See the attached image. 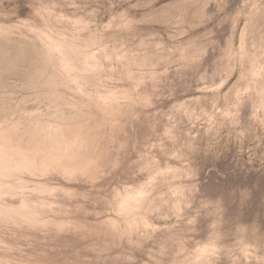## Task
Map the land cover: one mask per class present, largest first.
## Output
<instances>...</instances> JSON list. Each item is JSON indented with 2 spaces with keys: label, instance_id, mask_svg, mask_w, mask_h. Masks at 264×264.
Instances as JSON below:
<instances>
[{
  "label": "rangeland",
  "instance_id": "374dc122",
  "mask_svg": "<svg viewBox=\"0 0 264 264\" xmlns=\"http://www.w3.org/2000/svg\"><path fill=\"white\" fill-rule=\"evenodd\" d=\"M0 127L83 159L0 173V264H264V0H0Z\"/></svg>",
  "mask_w": 264,
  "mask_h": 264
},
{
  "label": "bare ground",
  "instance_id": "6f19581e",
  "mask_svg": "<svg viewBox=\"0 0 264 264\" xmlns=\"http://www.w3.org/2000/svg\"><path fill=\"white\" fill-rule=\"evenodd\" d=\"M50 9V8H49ZM46 40V39H45ZM154 74V72H153ZM151 73V75H153ZM136 79V78H135ZM129 90V89H128ZM149 92V91H148ZM111 94V93H110ZM101 96V95H100ZM114 98V97H113ZM100 99V98H99ZM109 99V98H108ZM106 101V100H105ZM103 105V104H102ZM116 106V105H115ZM119 106V105H118ZM56 114V113H55ZM90 117V116H89ZM92 119V118H91ZM88 120V118H87ZM86 120V121H87ZM69 121V120H68ZM86 123V122H85ZM67 124V123H66ZM85 125V124H84ZM89 125V123H88ZM5 127V126H4ZM1 129V127H0ZM7 129V128H6ZM61 129V128H60ZM64 130V129H63ZM43 131V130H42ZM60 131V130H59ZM63 132V131H62ZM1 133V132H0ZM3 134V133H2ZM26 134V133H25ZM78 134V133H77ZM72 135V133H70L69 131L68 132H63L61 134V136L59 138L56 139V141L54 142H51L49 140H39V141H35L34 143H30L29 145L27 144H23L22 142H17L13 136H10V135H3V136H0V173L4 174L5 176L6 175H9L11 176V174H14L13 178H9V179H14V178H17L18 175H20L18 172H20L21 170L24 171L23 169L25 170H29V172L33 171H42L44 169H47L48 168V165L46 164L48 162L49 157H53L50 161L54 160L55 162H53V164L55 165H59L62 169H67L68 168V172H69V169H71V166L73 164V162L75 160H77L78 162L80 161V157H76V156H73V155H68L66 154L65 157H62L60 154H62V152L66 153V150L72 146H76L74 144L77 143L78 141V137H80L79 135ZM36 135V134H35ZM90 136V132H88L87 134V137L83 138L82 141H84L85 139H87L88 137ZM100 137V136H99ZM21 139V138H20ZM92 139V138H91ZM21 141V140H20ZM23 141V140H22ZM81 141V142H82ZM79 142V141H78ZM87 142V141H86ZM85 142V143H86ZM26 143V142H25ZM93 143V142H91ZM96 143V142H95ZM82 148V147H81ZM96 149V148H95ZM98 150V149H97ZM105 150V149H104ZM38 154V152H40ZM76 151V150H75ZM86 151V150H85ZM90 151V150H89ZM78 152V150H77ZM96 150H92V155H91V159H94V158H97L98 156L95 154ZM106 152V151H105ZM104 154V153H103ZM64 155V154H63ZM68 155V156H67ZM76 155V154H75ZM89 155V154H88ZM78 156V155H77ZM55 157V158H54ZM108 157V156H107ZM57 158V159H56ZM114 158V157H113ZM82 159V157H81ZM83 160V159H82ZM15 163V164H14ZM75 163V162H74ZM104 165V164H103ZM109 165V164H108ZM54 166V165H53ZM99 167V166H98ZM76 168V167H75ZM80 168V167H79ZM78 168V169H79ZM106 169V168H105ZM17 177H15L17 174ZM22 173V172H21ZM70 173V172H69ZM22 175V174H21ZM20 175V176H21ZM89 175V174H88ZM11 176V177H12ZM23 176V175H22ZM27 176V175H26ZM4 177V176H3ZM92 177V176H91ZM8 178V177H7ZM20 178V177H18ZM6 179V178H5ZM72 179V178H71ZM23 180V179H21ZM18 182V181H17ZM21 183V182H19ZM24 184V181L22 182ZM36 183V182H35ZM18 184V183H17ZM11 185V184H10ZM16 184L14 185H11L12 187L15 186ZM9 186L8 184V187H11ZM19 186V184H18ZM21 186V184H20ZM4 187V186H3ZM7 187V185H6ZM17 187V186H16ZM15 188V187H14ZM13 188V189H14ZM20 188V187H19ZM8 189V188H7ZM3 190V189H2ZM41 190V189H40ZM43 190H46V189H43ZM8 191V190H7ZM128 194V193H127ZM144 194V193H143ZM21 195V194H19ZM122 195V194H121ZM141 195V194H140ZM6 196V195H5ZM46 196V195H44ZM120 196V195H119ZM127 196V195H126ZM132 196V195H131ZM142 196V195H141ZM2 196H0L1 198ZM52 197V196H51ZM130 197V195H129ZM137 197V196H136ZM54 198V197H53ZM89 198V197H88ZM126 198V197H125ZM146 198V197H145ZM87 199V198H86ZM124 199V198H123ZM1 202H2V199H0ZM53 200V199H52ZM22 201V200H21ZM117 201V200H116ZM122 201V200H121ZM124 201V200H123ZM130 201V200H129ZM139 201V200H138ZM4 202V201H3ZM33 202V201H31ZM125 202V201H124ZM136 201H134L135 203ZM23 203V202H22ZM25 203V202H24ZM27 203V202H26ZM44 203V202H43ZM120 203V202H119ZM127 203V201L125 202ZM140 203L137 202L135 204H138ZM28 204V203H27ZM39 204V203H38ZM121 204V203H120ZM23 205V204H21ZM127 205V204H125ZM134 204H132V200L131 202L129 203V206H128V211H130L132 209ZM179 205V204H177ZM176 205V206H177ZM14 206V205H13ZM136 206V205H135ZM15 207V206H14ZM45 207V206H44ZM120 207H122L120 205ZM17 208V207H16ZM46 208V207H45ZM0 209L5 211L6 213L7 212H10V210H7L5 209L4 207L0 206ZM10 209V208H9ZM19 209V208H18ZM48 209V208H47ZM122 210V208H121ZM18 213H21L20 215L24 214L26 217L27 216H30V218H33L35 219L37 214L39 213L40 211V208L36 205H27V206H24V207H21L19 210H14V213L16 212ZM1 213H4V212H1ZM12 213V212H11ZM17 214V213H16ZM3 215V214H2ZM5 215V214H4ZM6 216V215H5ZM38 216H40L38 214ZM46 216V215H45ZM11 216H9L10 218ZM13 217V216H12ZM23 218V217H22ZM52 218V217H51ZM133 218V217H132ZM7 219V218H6ZM14 219V218H13ZM31 219V220H33ZM45 219V218H44ZM44 219H39L40 221L42 220V222H44L45 220ZM30 220V219H29ZM37 220V219H36ZM115 220V219H114ZM135 220V218H134ZM21 221V220H20ZM26 221V218L25 220ZM67 221V220H66ZM65 221V222H66ZM118 221V220H117ZM137 221V219L135 220ZM38 223H40L39 221H37ZM36 222V223H37ZM74 222V221H73ZM25 223V222H24ZM51 223V222H49ZM61 223V224H60ZM111 223V222H110ZM119 223V222H118ZM17 224V223H16ZM35 224V223H34ZM60 224V225H59ZM67 224V223H66ZM42 225V224H41ZM59 227L63 225V221H60L58 222ZM65 225V223H64ZM70 225V224H69ZM113 226H116L117 225V222H113L112 223ZM64 227V226H63ZM1 236V235H0ZM205 255V254H204Z\"/></svg>",
  "mask_w": 264,
  "mask_h": 264
}]
</instances>
